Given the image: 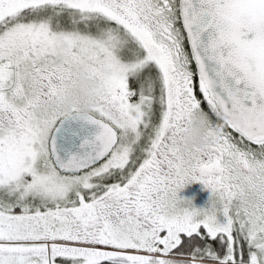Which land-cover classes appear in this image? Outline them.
Instances as JSON below:
<instances>
[{
	"label": "snow or ice",
	"instance_id": "snow-or-ice-1",
	"mask_svg": "<svg viewBox=\"0 0 264 264\" xmlns=\"http://www.w3.org/2000/svg\"><path fill=\"white\" fill-rule=\"evenodd\" d=\"M0 264H264V0H0Z\"/></svg>",
	"mask_w": 264,
	"mask_h": 264
},
{
	"label": "clouds",
	"instance_id": "clouds-1",
	"mask_svg": "<svg viewBox=\"0 0 264 264\" xmlns=\"http://www.w3.org/2000/svg\"><path fill=\"white\" fill-rule=\"evenodd\" d=\"M68 47L66 44L63 45L64 50H67ZM80 85L81 87L78 89H70L66 106L69 111L81 107L82 111L87 114L93 109L94 96L99 88V82L87 76H81ZM189 127L190 131L183 133L176 145L181 156H186L191 151L206 149L215 142L221 133L220 127L210 128L206 117L199 115L192 118Z\"/></svg>",
	"mask_w": 264,
	"mask_h": 264
},
{
	"label": "rangeland",
	"instance_id": "rangeland-1",
	"mask_svg": "<svg viewBox=\"0 0 264 264\" xmlns=\"http://www.w3.org/2000/svg\"><path fill=\"white\" fill-rule=\"evenodd\" d=\"M183 196L186 197L184 199H191L196 207H205L207 206L211 193L203 192L200 189L192 187V183L186 185L183 189Z\"/></svg>",
	"mask_w": 264,
	"mask_h": 264
},
{
	"label": "flooded vegetation",
	"instance_id": "flooded-vegetation-1",
	"mask_svg": "<svg viewBox=\"0 0 264 264\" xmlns=\"http://www.w3.org/2000/svg\"><path fill=\"white\" fill-rule=\"evenodd\" d=\"M205 107H206V106H205ZM206 110H207V109H206ZM192 187H195V188H197V189H200V190L203 191V192H209L207 189H205V187H204L202 184L197 183V182H193V183H192ZM180 195H181L182 198H186V197L183 196V190H182V192L180 193Z\"/></svg>",
	"mask_w": 264,
	"mask_h": 264
}]
</instances>
